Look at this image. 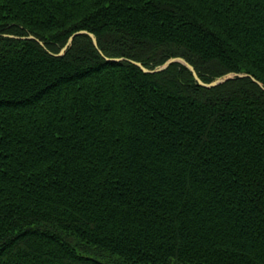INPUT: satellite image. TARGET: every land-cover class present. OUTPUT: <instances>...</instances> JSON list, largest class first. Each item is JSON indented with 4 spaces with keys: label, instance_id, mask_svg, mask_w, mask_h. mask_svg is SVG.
I'll return each mask as SVG.
<instances>
[{
    "label": "trees",
    "instance_id": "16d2710c",
    "mask_svg": "<svg viewBox=\"0 0 264 264\" xmlns=\"http://www.w3.org/2000/svg\"><path fill=\"white\" fill-rule=\"evenodd\" d=\"M0 33L44 43L0 36V264H264V89L132 62L264 85V0H0Z\"/></svg>",
    "mask_w": 264,
    "mask_h": 264
},
{
    "label": "water",
    "instance_id": "95a60500",
    "mask_svg": "<svg viewBox=\"0 0 264 264\" xmlns=\"http://www.w3.org/2000/svg\"><path fill=\"white\" fill-rule=\"evenodd\" d=\"M80 34H88L91 37V39L93 41V44L96 47H98L97 37H96V35L94 33L89 32L87 30H79V31L75 32L73 35H71L70 38L68 39V42L66 43V45L60 50V52L58 54H54V55H56V56H63V55H65V53L67 52V50L69 49V47L72 45L74 38L77 35H80ZM0 35H3L5 37H8V36L14 37L13 35H10V34H0ZM18 38H20V39H36L41 45H44V43L41 40H39L38 38H36L33 35H29V36H19ZM123 59L124 58H107V60L115 61V62L121 61ZM132 62L134 64H136L137 66H139L141 68V70L144 71L145 73H151V74L165 71L173 63H180V64L186 66L193 73V76L196 79V81L198 82V84L201 85L202 87H205V88H213V87H216L218 85L224 84L225 82H227L229 80H234V79H237V78L249 77L255 83H257L260 87H262L264 89L263 83L261 81L257 80L253 75L248 74V73L231 72V73H228L227 75H225L224 77L217 78V79H215V80H213L211 82H204L199 77V75H198L195 67L191 63H189L187 60H185L184 58H181V57H172V58L168 59L164 64H162L160 66H157L154 69H148V68H146L141 62H137V61H132Z\"/></svg>",
    "mask_w": 264,
    "mask_h": 264
},
{
    "label": "bare ground",
    "instance_id": "6f19581e",
    "mask_svg": "<svg viewBox=\"0 0 264 264\" xmlns=\"http://www.w3.org/2000/svg\"><path fill=\"white\" fill-rule=\"evenodd\" d=\"M0 34H1V33H0ZM73 34H74V33H73ZM73 34H72V35H73ZM0 36H1V35H0ZM13 36H14V37H11V38L20 39V38H18L19 36H16V35H13ZM8 37H10V36H8ZM69 38H70V37H69ZM42 46H44V45H42ZM61 49H62V48H61ZM59 52H60V51H59ZM59 52H58V53H59ZM58 53H53V55H54V54H58ZM65 54H66V53H65ZM55 56H56V55H55ZM63 56H64V55H63ZM107 58H110V57H106V59H107ZM114 58H122V57H114ZM181 58H182V57H181ZM123 60H124V59H123ZM123 60H121V61H123ZM109 61H110V60H109ZM114 62H115V61H114ZM118 62H120V61H118ZM137 62H138V61H137ZM165 62H166V61H165ZM165 62H164V63H165ZM164 63H163V64H164ZM173 64H174V63H173ZM138 67H139V66H138ZM155 68H156V67H155ZM167 69H168V68H167ZM143 72H144V71H143ZM226 75H227V74H226ZM224 76H225V75H224ZM224 76H221V77H224ZM218 78H220V77H218ZM216 79H217V78H216ZM214 80H215V79H214ZM234 80H235V79H234ZM212 81H213V80H212ZM229 81H230V80H229ZM225 83H226V82H225ZM225 83H224V84H225ZM221 85H222V84H221ZM218 86H219V85H218ZM216 87H217V86H216ZM261 88H262V87H261ZM262 89H263V88H262Z\"/></svg>",
    "mask_w": 264,
    "mask_h": 264
}]
</instances>
